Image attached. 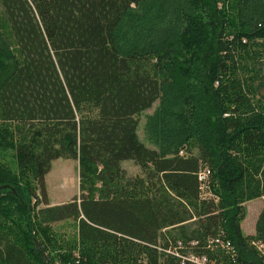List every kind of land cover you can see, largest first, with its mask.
Instances as JSON below:
<instances>
[{
    "label": "trees",
    "instance_id": "1",
    "mask_svg": "<svg viewBox=\"0 0 264 264\" xmlns=\"http://www.w3.org/2000/svg\"><path fill=\"white\" fill-rule=\"evenodd\" d=\"M0 9V264H264V0ZM155 103L152 150L136 116ZM56 159L78 163V196L50 205Z\"/></svg>",
    "mask_w": 264,
    "mask_h": 264
},
{
    "label": "rangeland",
    "instance_id": "2",
    "mask_svg": "<svg viewBox=\"0 0 264 264\" xmlns=\"http://www.w3.org/2000/svg\"><path fill=\"white\" fill-rule=\"evenodd\" d=\"M1 15V9H0ZM157 106L155 103L150 109L138 114L136 116L138 126L136 129V134L140 143L148 149L154 150L155 147L152 146L145 138L144 126L145 119L147 115L153 113ZM121 169L125 171L126 178L133 179L143 176L140 168L135 166L130 161H124L120 164ZM45 188L50 205H60L71 201L73 198L78 196V163L72 160L56 159L50 164V170L45 175ZM202 195H207L208 191L206 187H202ZM261 199L253 200L245 204V216L240 223V229L244 236H250L254 234L255 222L262 210ZM68 230V233L72 232L69 225L64 228ZM199 261L206 258H197Z\"/></svg>",
    "mask_w": 264,
    "mask_h": 264
},
{
    "label": "built area",
    "instance_id": "3",
    "mask_svg": "<svg viewBox=\"0 0 264 264\" xmlns=\"http://www.w3.org/2000/svg\"><path fill=\"white\" fill-rule=\"evenodd\" d=\"M208 171H202V172H200L199 174H198V181H199V183H200V188H202V187H206V189L208 190V186H209V183H208ZM209 197H211V194L210 193H208L207 195H202V198H209ZM216 243H218V241H215ZM252 246L256 249V251L258 252V253H260V255L263 257V259H264V244L263 243H261V242H254V243H252ZM224 248H226L228 251H229V253H230V255H231V253H233V251H230V249H229V245L228 244H226L225 246H224ZM178 256V255H177ZM232 256H233V254H232ZM188 258V260L190 261V262H192V263H194V264H206V262H205V259H202L201 261H199L198 259H197V257H193V256H189V257H187Z\"/></svg>",
    "mask_w": 264,
    "mask_h": 264
}]
</instances>
